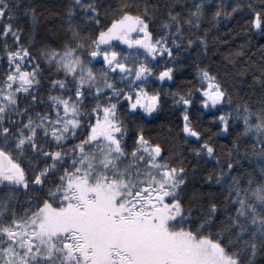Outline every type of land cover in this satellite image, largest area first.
Segmentation results:
<instances>
[{
    "label": "snow or ice",
    "instance_id": "snow-or-ice-1",
    "mask_svg": "<svg viewBox=\"0 0 264 264\" xmlns=\"http://www.w3.org/2000/svg\"><path fill=\"white\" fill-rule=\"evenodd\" d=\"M261 41L264 0H0V264H264Z\"/></svg>",
    "mask_w": 264,
    "mask_h": 264
},
{
    "label": "trees",
    "instance_id": "trees-1",
    "mask_svg": "<svg viewBox=\"0 0 264 264\" xmlns=\"http://www.w3.org/2000/svg\"><path fill=\"white\" fill-rule=\"evenodd\" d=\"M37 3L39 4H43L46 8H51L53 9V14H55V10L57 8V6L61 3V0H36ZM170 2H178V0H170ZM221 25L219 27V32L215 33L214 35H218L219 36V41H217V43H219V51L220 53H224L226 51H229L230 49H228L225 45V43H221L223 41H227L228 44L231 45L232 48H235L237 46V44L240 43V38L239 37H233L232 40L228 39V36L225 32V27H231V24L227 25V26H223V22H221ZM211 39V38H210ZM254 39H258V37H254ZM264 42V41H261ZM211 51V49H210ZM213 59H217V56L214 55ZM223 70L225 72H229L230 69L228 68H223ZM245 91H247L249 93L248 96H245ZM234 94H239L241 96H244L245 99H248L250 103L252 102H257L259 99V87L258 86H252L251 85V81H240L239 82V86L237 87L236 91ZM167 124V121L165 120L163 114L160 117V119H158L156 121V124ZM222 143L226 144L227 141H222ZM258 262L260 261V258L257 257Z\"/></svg>",
    "mask_w": 264,
    "mask_h": 264
}]
</instances>
